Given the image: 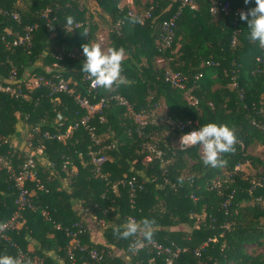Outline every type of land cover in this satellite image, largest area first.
Listing matches in <instances>:
<instances>
[{"label":"trees","instance_id":"obj_1","mask_svg":"<svg viewBox=\"0 0 264 264\" xmlns=\"http://www.w3.org/2000/svg\"><path fill=\"white\" fill-rule=\"evenodd\" d=\"M16 1L0 0L2 8L17 10L22 17L16 23L0 13V82L8 83L12 68L19 79L32 74L49 77L59 73L91 103L116 92L132 104L135 112L153 111L155 116L140 125L124 105L112 99L100 111L93 112L87 122L93 127L98 143L80 124L65 138L47 139L43 137L45 130L64 133L88 110L80 107L72 95L50 94L45 86L27 91L25 97L0 91V137L16 135L19 141L24 133L30 135L32 146L43 143L47 160L54 163L53 166L45 162L38 164L42 188L27 182L34 205L47 209L51 219L43 217L39 208L21 211L22 225L10 231L12 242L30 257L41 259L42 264H60L49 251L69 262L65 227L79 220L74 202L80 201L97 218L109 222L103 229L106 244L91 243L87 230L80 235V241L94 245L111 264H165L163 256L155 254L150 246L131 247L137 233L121 239L114 232L117 228L123 230L130 216L137 222L142 218L154 221L151 240L187 246L188 250L176 260L178 264H264V250L262 254H253L244 247L250 243L264 246V225H258L264 224V211L255 201L257 195L264 194V188L250 189L251 175L232 172L237 163L246 161L264 169V159L246 154L245 148L235 143L232 152L221 154L223 165L207 167L202 163L200 146L180 147L177 144L180 130L171 128L165 121L166 116L173 121H196L191 125L195 127L208 122L223 123L235 129L236 139L245 146L253 138L264 144V132L251 123L254 118L264 125V63L257 60L262 48L258 42L247 39L246 21L235 19L232 13L212 15L208 10L209 0H193L195 7L181 6L171 46L159 51V23L175 12L182 0H157L152 16L143 22L128 14L130 6H119V0H95L100 7L96 12L89 8V0H24V8ZM141 1L143 8H147L151 0ZM227 1L232 8L254 6V0L248 4L244 0ZM46 8L49 20L43 14ZM135 9L142 10L136 6ZM68 16L73 17V24L80 22L72 31L65 29ZM98 17L107 18L103 19L109 22L107 28L122 20L118 32H111L106 42L108 48L125 49L121 75L130 83L113 89L99 86L89 92L84 80L86 73L81 71L82 45L97 43ZM134 18L139 22H133ZM34 23L29 45L5 49L4 28L22 33L25 24ZM236 30V40L232 43ZM12 37L6 35V39ZM157 56L164 57L173 70L186 76L185 88L172 87L164 80V68L155 66ZM233 78L236 86L232 84ZM238 89L244 90L243 99L238 97ZM187 90L197 98L196 104L185 98ZM161 98L167 110L158 114ZM58 113L62 115V124H58ZM35 126L38 128L33 130ZM144 142L156 143L161 155L144 162L147 152ZM25 146L19 150L17 144L10 147L3 143L0 154L11 158L17 169L28 152ZM97 149L107 156L98 169L91 163L89 154ZM72 166L76 167L74 172ZM133 176L141 187L137 185L131 196L130 186L119 181ZM217 176H220L219 186L214 182ZM64 178L68 179L66 186H63ZM233 189L226 213L222 203ZM16 192L8 173L0 168V223L15 210ZM250 201L251 204L247 203ZM226 222L228 227L223 226ZM55 223L61 227L56 228ZM142 240H147L143 233L134 243ZM205 241V250L195 256L192 249ZM29 244L33 249L28 248ZM114 248L122 252L114 254ZM0 254L17 256V249L3 242ZM75 255L74 264L88 261L86 251L75 250Z\"/></svg>","mask_w":264,"mask_h":264},{"label":"built area","instance_id":"obj_2","mask_svg":"<svg viewBox=\"0 0 264 264\" xmlns=\"http://www.w3.org/2000/svg\"><path fill=\"white\" fill-rule=\"evenodd\" d=\"M132 4V2H131ZM190 5L191 7H195V2L193 0H182L181 5L178 7V9L170 15L168 18H164L159 23V32H158V39H157V47L159 51H163L164 49L171 46L173 37L175 35V27H176V19L177 16L181 10V6L183 5ZM158 5V1H150V4L147 8H143L140 12H137L134 6L129 7L128 14L132 16H136L140 22H143L145 19H149L152 16L153 9ZM209 12L212 15H217L219 13L230 14L232 13L234 18L240 17V13L247 12V8L245 7H235L232 8L227 0H209ZM48 11L49 9L46 8L44 10V15L46 16V20H49L48 17ZM0 13L4 16H7L8 18H11L16 23H20L21 21V14L17 10L13 9H6L2 8L0 6ZM122 20L115 21L108 29H106L103 33H99L97 35V42L98 44H105L106 43V37L111 32H118V28L121 24ZM235 23V22H234ZM80 25V22L74 23L71 27L74 29ZM36 27V24H25L23 26V32L19 33L17 31H13L10 28H4V34L2 35V38L4 39V47L7 50H12L14 46L18 45H29L30 44V37L32 29ZM65 29L67 31L70 30L67 26H65ZM236 30L233 34L232 43L235 42L236 36H237ZM6 33V34H5ZM12 34V39H6V35ZM261 54L257 56V60L264 63V46H261ZM60 57V56H59ZM155 61L157 63H162L164 68V80L168 82L172 87L176 88H185V81L186 76L180 72L173 70L169 64L167 63V60L162 56H157L155 58ZM207 64H210L209 61L206 62ZM200 75V74H199ZM198 75V76H199ZM7 82L3 83L0 82V91L7 92L10 95H13L15 97H25L27 91H31L35 88H39L41 86H45L48 88L49 93H57V92H66L70 95H72L76 101V103L80 107H84L88 110V112L81 117L79 122H75L73 125H69L67 130L64 133H61L59 131L51 132L49 130H45L43 132V137L47 139H62L67 137L71 130L77 126L83 125L90 133V137L95 140V142H99V139L95 136L93 132V127L88 125V120L92 116L93 112L100 111L103 107H105L109 100H116L119 104L124 105L126 110L130 113H132L134 116L135 121L140 124L144 125L147 122V119L149 117L155 116L154 112L149 111H141V112H135L133 110L132 104L123 96H121L119 93H112L108 96H103L98 99V101L91 103L89 99L82 95L80 92H77L76 89L70 85V80L64 78L59 73H53L49 77H45L43 75H30L27 79L24 78H17L16 76V70L12 68L11 72L7 76ZM84 80L87 82L88 86L87 89L90 92L92 89H97L99 86L94 85L92 83V78H90L87 74L84 75ZM233 86L237 85L236 79L233 78ZM113 89V87H112ZM185 98L188 100L190 104H196L197 98L192 95L191 93L185 91L184 93ZM245 96V92L243 89H238V97L240 99H243ZM102 118V116L100 117ZM57 120L59 121L58 124H62V115L60 113L57 114ZM165 121L170 125L171 128H177L180 130V133L177 138V144L180 147H186L188 145H182L181 144V137L183 134L188 133L190 131H193L197 129L198 127L191 126L193 123L195 124L196 121L187 120L186 122L183 121H173L165 116ZM251 123L259 128L262 132H264V125H261L256 119H252ZM38 127H33V130H36ZM140 130V129H139ZM28 134V133H27ZM140 134V131H139ZM17 136L14 135L12 137H0V145L3 143H8L9 146L18 145V149H22L25 145V147H28V152H26L23 160L19 163L18 168L16 169L12 162L11 158H9L6 155L0 154V168L4 169L9 176V179L11 180L13 186L16 187L17 192L16 196L14 198V202L16 204V208L13 211L12 215L4 222L0 223V243H9L10 245H13L17 249V255L21 257L22 260L27 259L30 260L31 264H42V260L30 257L27 255L21 248H19L18 245H16L14 242H12V238L10 235V231H13L17 228H19L22 225V221L20 220L21 211L29 208V209H38V206H35L32 201V190L27 186V182H32L36 185L38 188H42V183L39 177V170H38V164L39 163H47L50 166H53L54 163L50 160H47V155H45L44 145L43 143H39L35 147L32 146V140L30 139V135H25L22 140H19L18 142ZM235 143H238L241 147V149L245 148V145L242 141H238L236 139ZM144 149L147 151L143 157L144 162H149L152 160L153 157H159L162 153V150L159 149L158 145L156 143L151 142H144L143 144ZM90 161L95 166L96 169L100 167V165L107 159V156L104 153H101V149L97 150H90ZM246 162H239L237 163L233 168V173H236L237 171H243V165ZM227 174V172H226ZM230 173H228L229 175ZM214 180L215 184L217 186L220 185V176H217ZM250 181V189H253L255 187L264 188V177L259 176L258 178L253 176L249 179ZM122 184H127L131 188V196H133V190L137 187H141L137 182L136 178L133 176L131 179L127 180H121L119 181ZM234 189L231 193L228 194V196L224 199L222 203V207L224 211L227 213L229 209V205L231 203V199L233 197ZM195 197V196H193ZM132 199V198H131ZM256 203L260 209L264 211V194L257 195ZM133 202V199H132ZM41 214L46 219L50 220L49 212L45 208H39ZM129 218H132L135 220L134 217L130 216ZM199 220V217L196 218V221ZM205 224V223H204ZM203 224V225H204ZM264 225V224H263ZM208 226H211L208 224ZM224 227H228V222L223 224ZM56 228H60V223H55ZM264 228V226H263ZM85 225L82 222L81 219L75 221L71 227H65V231L67 236L69 237L67 246H66V254L68 256L69 262H62L63 264H74L75 262V250H82L86 251L88 255V261L86 264H111L108 260L105 259L103 252L99 251L94 245H85L82 244L80 241V235L85 232ZM141 236V233L138 232L136 236H134V240L131 244V247L135 249L136 247L142 246L144 244L150 246L152 249L155 250V254L162 255L164 258L165 264H178L176 260L178 259L179 255L188 250L187 246L177 245L174 242H171L170 244H162L157 242L156 240H142L140 242H135L138 237ZM208 240H215V238H208ZM206 241L201 243L199 246H196L192 249V253L195 256H199L203 250H205ZM153 259V258H151Z\"/></svg>","mask_w":264,"mask_h":264},{"label":"clouds","instance_id":"obj_3","mask_svg":"<svg viewBox=\"0 0 264 264\" xmlns=\"http://www.w3.org/2000/svg\"><path fill=\"white\" fill-rule=\"evenodd\" d=\"M245 4L250 0H244ZM240 20L246 21L247 39L256 41L264 46V0H254V6L247 12L240 13ZM73 17H66L65 26L70 30L73 28ZM133 22H139L136 18ZM87 32V31H85ZM81 71L92 78V83L104 89H111L113 86L130 83L122 72V60L125 57V49L120 47H109L103 49L100 44L88 42L82 45ZM236 141L235 129L227 124L208 122L197 129L185 133L181 137L182 145H198L202 149V163L207 167H218L223 165L224 160L221 154L230 153L234 150ZM154 221L149 218H142L141 221L129 218L123 225V230L114 229V232L121 239H128L134 234L141 232L147 240L152 238ZM0 264H31L30 260H22L19 255L12 256L0 254Z\"/></svg>","mask_w":264,"mask_h":264},{"label":"rangeland","instance_id":"obj_4","mask_svg":"<svg viewBox=\"0 0 264 264\" xmlns=\"http://www.w3.org/2000/svg\"><path fill=\"white\" fill-rule=\"evenodd\" d=\"M17 5H19V7L21 8H24L25 5H26V2L24 0H17L16 1ZM125 4L123 5H128L126 0L124 2ZM135 5H136V8L138 9H142L144 7V4L143 2L140 0L138 1H135ZM89 8L91 9L92 7L89 5ZM94 9V8H92ZM104 20L107 19L106 17L103 18ZM101 19L100 17H98V21L100 22V25H99V33H103L106 29H108L107 27L109 26L108 25V21L104 22V20ZM98 43V42H97ZM108 42H106L105 44H100V46L107 50L108 49ZM169 61V60H168ZM156 63V67L160 68V67H163V64L162 63ZM170 66V65H169ZM167 110V106L164 102V100L161 98L158 100V106H157V111H158V114H162L164 111ZM160 116V115H159ZM24 130L22 129V132ZM20 132V131H19ZM25 135V133L23 135H21V138L23 139V136ZM245 153L246 154H249V155H252V156H255V157H259L261 159H264V144L257 138H253L251 139L250 142L247 143V145L245 146ZM200 154L202 156V149L200 150ZM243 172H244V175H251V177H253V175H260V176H263L262 174L264 173V169L261 165H257V164H254V163H250V162H247L243 165ZM249 204L252 203V201L250 202H247ZM247 203H243V204H247ZM262 221V219H261ZM263 222V221H262ZM259 226H262L263 224H258ZM263 239V238H262ZM245 250L249 253H253V254H257V253H260L262 254L263 253V250H264V246L263 245H257V244H253V243H250V244H246L245 246Z\"/></svg>","mask_w":264,"mask_h":264},{"label":"crops","instance_id":"obj_5","mask_svg":"<svg viewBox=\"0 0 264 264\" xmlns=\"http://www.w3.org/2000/svg\"><path fill=\"white\" fill-rule=\"evenodd\" d=\"M140 1V0H139ZM125 0H119L118 5L122 6ZM128 6H136L134 3V0H126ZM132 2V4H131ZM88 5H90L92 8L91 10L93 12L100 11V7L98 5V3L95 0H89L88 1ZM19 128V127H18ZM76 170L75 166H72L71 171L74 172ZM68 182L67 178L63 179V186H66ZM74 209L77 213V215L79 216V219H81L85 225H86V230H87V234H88V239L91 243H96V244H106L104 237H103V229L107 226V224H109V222H106L104 219L102 218H97L95 215H93L92 211L86 207H84L80 201H75L74 202ZM180 227L178 226H174V228H178ZM111 247H113L110 244ZM29 249H33V245L29 244L28 245ZM114 254H120L122 251L120 249H113ZM48 254H51L52 257L55 258V261L63 264L62 262V258L57 256L56 253H53L51 251L48 252ZM125 258L127 259L128 256L125 255ZM82 264H86V262H83Z\"/></svg>","mask_w":264,"mask_h":264}]
</instances>
